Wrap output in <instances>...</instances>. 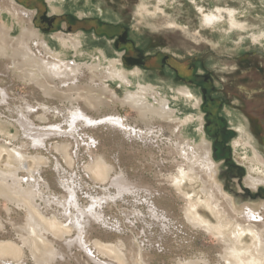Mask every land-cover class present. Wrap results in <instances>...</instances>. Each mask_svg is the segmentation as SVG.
Listing matches in <instances>:
<instances>
[{"label":"rangeland","instance_id":"obj_1","mask_svg":"<svg viewBox=\"0 0 264 264\" xmlns=\"http://www.w3.org/2000/svg\"><path fill=\"white\" fill-rule=\"evenodd\" d=\"M16 3L34 11L35 30L58 53L53 35L84 33L83 46L89 55L76 59L70 52L60 54L65 60L92 64L99 50L110 45L111 58L120 57L127 71L138 68L148 73L153 83L195 91L202 100L203 129L212 144V155H216L215 160L222 166L219 180L224 192L233 197L238 207L245 204L258 207L264 202V186L249 194L239 189L247 172L239 163L241 160L236 161L230 146L238 138V126H231L226 116V111H230L242 119V131L264 159V0H57L54 12L45 0H16ZM2 14L0 24H12L9 38L15 39L20 26L8 13ZM208 14L216 15L217 20L204 25L203 18ZM129 60L141 63L130 64ZM2 64L0 60V89L6 91V98L0 97V127H5L0 132V172L23 167L18 171L19 177L24 176L27 182H34L35 178L39 183L42 194L37 195L36 205L43 208L49 201L51 210L64 211L65 218L72 220L63 223L68 232L61 240L72 245L54 264H116L97 252L94 242L119 244L137 258V264H144L141 254L148 264H176L196 259L215 262L214 238L190 229L179 211L182 202L171 194L167 185L160 183L159 176L173 173L169 167L174 158L168 156L170 153L165 148L169 142L167 133L146 142L101 125L97 129L79 125L75 131L78 142L68 141L62 137L71 132L63 129L67 126L63 120L67 102L33 93L29 83L14 80ZM114 84L123 97L122 88ZM37 102H43L51 111L47 122H40L41 114L33 115V109L30 117L33 125L42 130L50 124L52 127L59 124L60 136L47 138L44 145L35 148L19 130L16 120L18 107ZM117 111L129 119L134 117L128 108L118 107ZM192 112L195 111L190 109L188 115ZM136 127L142 131L151 129L144 125ZM152 128L157 131L155 126ZM194 132L192 128L191 136ZM61 143L70 144V164L56 151L55 147ZM217 145L223 149L219 153H216ZM18 148L25 149L29 156H39L42 159L39 165L31 157L21 165L12 160L13 151ZM96 157L114 167L112 177L123 175L134 182L144 181L155 190L162 188L163 193H151L140 186L123 189L98 181L85 169ZM29 171L33 172V178L29 177ZM183 187L196 198L197 185L185 182ZM57 198L65 200L59 203L54 200ZM0 211L1 236L11 242L16 237L15 228L5 215L15 218L22 210L0 200ZM199 212L207 216V211L199 209ZM34 262L25 250L18 264ZM11 264L16 262L11 260Z\"/></svg>","mask_w":264,"mask_h":264},{"label":"bare ground","instance_id":"obj_2","mask_svg":"<svg viewBox=\"0 0 264 264\" xmlns=\"http://www.w3.org/2000/svg\"><path fill=\"white\" fill-rule=\"evenodd\" d=\"M45 1L53 12L57 9V0ZM4 12L18 23L20 32L15 39H11L10 29L14 26L0 24L1 66L14 80L29 83L33 93L39 92L43 97L67 102L66 115L63 117L67 126L63 129L68 128L73 134L64 133L62 137L68 141H76L75 131L79 125L90 129H97L101 125L100 127L120 131L122 135L146 142L149 141L148 138L159 139L164 132L168 134L169 142L165 148L166 153H170L168 156L174 158L169 167L173 173L159 176L160 183L167 185L171 194L182 202L179 211L190 229L216 241L215 262L196 259L176 264H264V202L258 207H255L256 204L238 207L233 197L224 192L219 180L222 166L215 160V155H212V144L203 129L205 119L200 106L202 100L195 91L187 87H170L169 84L166 88L153 83L149 80L150 75L138 68L127 71L123 68L120 57L111 58L110 45L99 50L92 64L65 60L60 54L70 52L76 59L89 55L83 46L86 42L84 33L66 35L59 32L53 35L58 43V53L52 49L50 41L35 30L37 25L33 23L34 11L22 8L16 0H0V18L4 17ZM216 20V15L208 14L204 16L203 24L211 25ZM113 83L122 88L123 97L117 93ZM5 92L0 89L1 99L6 98ZM118 107L130 109L134 117L129 119L121 116L117 111ZM33 109V115L41 114L37 118L40 122H47L51 108L43 102L17 108V127L36 148L44 145L47 138L59 137L60 132L57 130L60 127L59 124L56 127L50 124L47 128L38 130L31 119ZM190 109L195 111L192 115H188ZM23 114L31 117L30 120ZM226 116L231 126H238V138L230 142V146L236 161L241 160L239 163L246 167L247 172L243 179L244 188L238 183L239 189L246 190L248 194L250 191H260V187L264 186V159L250 143L248 135L242 131V119L230 111H226ZM136 125L151 129L142 131ZM152 126L157 128L156 132ZM192 128L195 132L191 136ZM4 129L1 126L0 132H4ZM69 147L70 144L66 143L55 147L67 164L71 162ZM28 157L37 165L42 160L39 156H29L22 148L14 149L11 159L21 165ZM107 163L103 158L96 157L85 169L95 175L98 181L110 182L114 187L131 189L140 186L151 193H163L162 188L160 190L157 187L155 190L144 181L134 182L123 175L112 177L110 173L114 171V167ZM22 168L20 166L13 168L11 172H0V200L22 210V214L15 218L7 213L5 215L6 220L15 228L16 237L11 242H6L0 230V264H11V260L18 264L25 250L34 258L35 264L57 263V259L68 253L72 245L61 241L68 232L63 223H71L72 220L65 218L64 211L57 213L51 210L49 201L45 202L43 208L36 205L37 195L41 193L38 190L39 183L33 178L32 171L28 174L34 179L33 183L24 181V176L19 177L18 171ZM164 170L167 171V168ZM185 182L198 186L196 198L184 189ZM54 200L60 203L65 199ZM199 209L207 211V216H202ZM80 233L79 231L81 236ZM93 246L97 252L116 264H137V258L126 253L119 244L112 246L109 243L94 242ZM140 260L148 264L144 254L140 255Z\"/></svg>","mask_w":264,"mask_h":264},{"label":"flooded vegetation","instance_id":"obj_3","mask_svg":"<svg viewBox=\"0 0 264 264\" xmlns=\"http://www.w3.org/2000/svg\"><path fill=\"white\" fill-rule=\"evenodd\" d=\"M129 63H130V64H135V63H136V64H139V63H141V62H137L136 60H129ZM217 147H218V145L216 146V148H217ZM222 148H223V147H222ZM215 150H216V149H215ZM222 150H223V149H221V148L218 147V151H216V153H219V151H222ZM219 155H220V154H219ZM215 157H216V155H215ZM218 157H219V156H218ZM218 157H217V158H218ZM227 165H228V164H227ZM228 166H229V165H228Z\"/></svg>","mask_w":264,"mask_h":264}]
</instances>
